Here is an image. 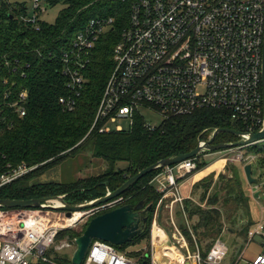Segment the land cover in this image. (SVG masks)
I'll return each instance as SVG.
<instances>
[{"label":"built area","instance_id":"1","mask_svg":"<svg viewBox=\"0 0 264 264\" xmlns=\"http://www.w3.org/2000/svg\"><path fill=\"white\" fill-rule=\"evenodd\" d=\"M109 1L126 5L128 17L126 25L118 31L119 39L112 54L114 67L102 91L94 119V123L105 120L101 132H110L108 125L117 119L127 122L126 130H129L138 116L147 128L154 129L163 119L188 116L206 108L226 112L232 122L243 126L244 134L262 129L260 71L264 0ZM6 3L7 0H0V14ZM31 4H24L25 12L18 9L17 17L37 30L39 24L46 21L44 14L49 3L48 0H31ZM1 21L0 18V25ZM114 23L115 17L97 15L90 18L75 34L68 50L62 52V74L67 78L69 94L58 100L62 109L73 110L74 96L80 94L84 83L82 71L88 65L94 44L100 35L113 32ZM23 76L18 59L8 58L0 51V133L9 122L7 111L20 116L25 114V90L14 93L17 79ZM144 108L153 111L160 122H146L142 113ZM115 130L122 131L123 127L118 126ZM239 148L242 147L222 149L218 160L223 163L247 160L243 153H232ZM197 158L164 168L157 176L158 179L162 175L164 182H157L174 189L176 176L197 169ZM7 167L0 176V188L36 166ZM121 202L119 196L86 211L72 212L71 218H67L64 212L47 209L0 208V264H64L48 255L58 233L78 223L84 225L104 211L117 208ZM49 204L60 205L58 202ZM155 208L158 209V204ZM170 224L173 227L171 248L177 251V264H221L225 259L227 246L222 240L216 239L204 257L196 243L194 251L189 249L172 219ZM150 227L154 251L148 255L150 264H166L162 251L168 246L164 245L158 252L154 249L161 245L166 233L156 225L155 219ZM154 228L160 230L155 238ZM176 244L180 247L176 248ZM155 256H159L160 261ZM83 259L81 264H139L136 258L118 254L114 246L98 240L90 242ZM250 264H264V253H258Z\"/></svg>","mask_w":264,"mask_h":264},{"label":"trees","instance_id":"2","mask_svg":"<svg viewBox=\"0 0 264 264\" xmlns=\"http://www.w3.org/2000/svg\"><path fill=\"white\" fill-rule=\"evenodd\" d=\"M48 3L49 9L58 4L63 8L52 23L42 21L37 30L18 19L20 11L25 12L24 4L19 8L7 1L1 9L0 51L8 58L18 59L22 65L24 76L17 79L14 93L25 90L27 98L24 116L7 111L9 122L0 133V176L7 166L36 167L1 187L0 198L27 200L63 195L68 205L83 204L101 198L107 191L117 190L124 181L151 164L192 152L200 141L206 142L215 129L244 131L243 126L232 122L226 112L206 108L188 116L163 119L154 129L147 128L143 119L136 116L129 130L101 132L105 120L94 123V119L114 67L112 54L119 39L118 31L127 23V6L109 0H48ZM97 15L115 17L114 30L100 35L94 44L88 65L82 71L84 83L80 94L74 96L75 105L69 112L58 102L61 96L69 95L60 57L87 20ZM238 139V136L221 132L216 134L212 144L234 143ZM252 149L257 155L264 154V148ZM77 156L102 160L104 169L70 182L36 181L59 162ZM197 165V168L206 166ZM163 170L147 173L120 195V205L133 207L142 202L146 207L151 204L145 234L134 237L125 246L140 241L150 244V225L161 198L152 180ZM237 170L232 166L215 178L209 174L199 180L193 185L191 198L183 200L181 209L175 210L177 227L189 249L194 251L196 243L201 256L205 257L215 240H223L229 230L235 239L240 236L247 241L249 229L254 225L250 217V196L244 191ZM193 196H197V203L192 202ZM246 218L245 226L238 228L239 220ZM84 227L63 229L58 237L73 244V239L84 232ZM132 255L139 264H150L148 253L135 251ZM52 258L71 264L70 257L65 255Z\"/></svg>","mask_w":264,"mask_h":264},{"label":"rangeland","instance_id":"3","mask_svg":"<svg viewBox=\"0 0 264 264\" xmlns=\"http://www.w3.org/2000/svg\"><path fill=\"white\" fill-rule=\"evenodd\" d=\"M10 4L13 6L26 4L27 6H31V0H7ZM63 8L62 4H58L52 9H48L47 12L44 14V19L48 23H52L55 19L60 10ZM143 117L146 122H149L151 124H158L159 117L150 109L144 108L142 110ZM111 131H114L118 126L123 127V130L127 129V122L121 119L115 120L114 123H111L108 125ZM253 147L257 148H264V141L254 143L252 145L242 147L239 149H234L232 153H243V157H248L247 160H244L243 162H232V163H223L221 160H218L221 158V155L219 154L221 151H207L205 153H202L198 156L196 159V162L206 164V166L197 168L196 170L192 171L190 174H185V177H192L198 172H205L209 174H213L214 178L218 174H223L225 170H228V168L234 166L238 168L237 174L239 176V179L243 181L244 183V191L250 196L249 197V209H250V217H251V223L254 225H257L256 232L252 231L249 235L248 232V239L242 240L241 237L239 238L233 237L231 242L225 241V244L227 246V253L225 254V259L222 262V264H250V262L255 258L258 253H261L263 250V243H264V154H255L253 152ZM213 161H216L213 163ZM247 164L252 165V178L258 179V182L255 183L257 186L253 185L252 188H254L251 192L248 190L249 187L247 185L248 181L245 179L244 173H243V167ZM105 163L101 160L92 159L90 157L82 159V157H73L72 160H64L56 164L53 168L47 170L44 174H42L36 181L37 182H70L74 179H81L85 178L88 175H95L98 173H101V171L104 169ZM122 166V165H120ZM211 168L209 171L207 169ZM210 172V173H209ZM207 177V176H206ZM200 180V179H199ZM198 182V179L196 180ZM258 191L260 194V198L254 197V192ZM253 192V193H252ZM252 193V194H251ZM191 196V194H190ZM192 202L197 203V196L192 197ZM203 207V204H201ZM157 209L155 208L153 219H155L156 225L163 229L169 239V241L172 243V231L173 227L170 224V220L165 217V215L162 216V221L157 222L156 218L158 217ZM58 217L61 219L62 215L57 214ZM247 218L243 220H239L238 222V228L241 226H245L247 222ZM174 225L177 227V222L175 217L173 218ZM152 223V222H151ZM82 223H78L76 226H74L73 229H77L80 227ZM254 225L249 229H254ZM151 226V225H150ZM181 231V230H180ZM225 235V234H224ZM221 240V239H220ZM223 241V240H222ZM150 242V238H149ZM224 242V241H223ZM172 247V245H171ZM176 248H179L180 246L175 245ZM152 244L148 245L145 241H140L138 244H134L133 246H119L115 247L116 252L125 256H131L129 258H133V253L135 251L142 252V253H154L152 251ZM75 249V245L69 243L66 241V239H61L60 237H57L53 246L49 250V255L51 257H58V256H67L70 257L73 254V251ZM181 250V249H180ZM152 251V252H151ZM183 251V250H182ZM134 259V258H133Z\"/></svg>","mask_w":264,"mask_h":264},{"label":"water","instance_id":"4","mask_svg":"<svg viewBox=\"0 0 264 264\" xmlns=\"http://www.w3.org/2000/svg\"><path fill=\"white\" fill-rule=\"evenodd\" d=\"M263 47H262V63H261V103L262 107V118H264V37H263ZM229 133L234 136H238L237 142L234 143H222L219 145L212 144L216 134L218 133ZM264 141V123L260 131L244 134L242 132L234 131L228 128L215 129L210 138L203 142L201 145H197L192 152L183 155H177L175 157L164 158L161 161L156 162L147 166L146 169H143L133 175L131 178L123 182V184L113 192H106L101 198L87 201V203L77 204V205H68L65 202L63 195H58L57 197H46L42 199H3L0 198V208L1 209H47L50 211H60L64 212V215L67 218H71L72 212H82L87 209L94 208L107 203L114 199H117L121 194H123L132 184L136 183L139 179L147 175L152 171L157 169H162L166 167H171L176 165L179 162L184 160L192 159L197 157L202 153L207 151H222V149H233L237 147H246L254 143ZM243 173L245 179H247L248 184L253 185L257 183L258 179L252 178V165L247 164L243 167ZM258 191H255L254 197L260 198ZM49 202H58L60 205L54 206L49 204ZM151 208V204L144 207L142 202H139L135 206L129 204L120 205L117 208L112 210L104 211L102 214L97 215L91 218L88 223L84 224V232L73 239V244L75 249L70 258L71 264H81L84 260V256L90 246V242L93 240H98L101 242H106L111 244L114 247H119L127 244L129 241L134 239L136 236H142L147 230V221H148V211ZM167 245L171 247L172 243L169 241L167 235L164 236L161 245L155 246V251L158 252L160 249ZM159 260V256H155ZM160 261V260H159ZM185 264H189L186 262Z\"/></svg>","mask_w":264,"mask_h":264},{"label":"crops","instance_id":"5","mask_svg":"<svg viewBox=\"0 0 264 264\" xmlns=\"http://www.w3.org/2000/svg\"><path fill=\"white\" fill-rule=\"evenodd\" d=\"M210 169L211 168H209L207 170L209 171ZM207 174H208V172L207 173L198 172L192 177H185V176H179L178 175V176H176L177 184H176V187H174V189L166 187L165 183H163L161 186L160 183H158L157 181L160 180L161 182H164V180H163L162 175H161L162 177L160 176L157 179V176L160 175V174H158L152 180V182L156 185L157 192H159L161 194V196H160L161 198L158 201L157 212L159 214H158V217L156 218L157 222L162 221L163 215H165V217L168 218L169 220L170 219L173 220V218L175 217V213H176L175 210L178 209V207H180V209H181V205H182L183 200L191 198L190 194H191L193 185L197 182L196 180L198 179V181H199V179L201 180V179L205 178L207 176ZM245 185L247 187H249L248 190L250 192L254 189V188H252L253 185H247L246 183H245ZM255 186H257V184ZM257 227H258L257 225H254V229L249 231V235L252 231L256 232ZM249 235L247 236V239H248ZM234 236L235 235L233 233H231V231L229 230L228 233H226L223 236V241L224 242L225 241L231 242V241H233L231 239ZM222 262H221V264H222Z\"/></svg>","mask_w":264,"mask_h":264},{"label":"bare ground","instance_id":"6","mask_svg":"<svg viewBox=\"0 0 264 264\" xmlns=\"http://www.w3.org/2000/svg\"><path fill=\"white\" fill-rule=\"evenodd\" d=\"M75 216H78V214L76 213ZM159 229L158 228H154V232H153V236L154 238L159 236ZM176 249L171 248V247H166L164 248V250L162 251L163 256L166 258V264H177L178 262V256L176 253Z\"/></svg>","mask_w":264,"mask_h":264}]
</instances>
